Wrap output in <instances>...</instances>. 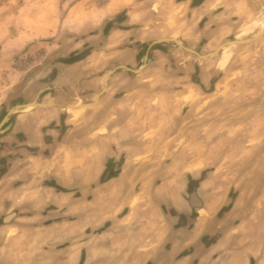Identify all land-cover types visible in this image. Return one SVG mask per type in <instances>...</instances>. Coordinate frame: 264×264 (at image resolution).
Wrapping results in <instances>:
<instances>
[{"label": "rangeland", "instance_id": "374dc122", "mask_svg": "<svg viewBox=\"0 0 264 264\" xmlns=\"http://www.w3.org/2000/svg\"><path fill=\"white\" fill-rule=\"evenodd\" d=\"M262 26L264 0H0V79L21 73L15 97L47 107L43 178L31 186L98 188L126 157L125 171L142 172L128 186L149 201L155 184L181 183L164 173L177 155L206 208L264 218V34L208 55ZM163 38L194 51L154 43ZM67 63L75 82L53 86V65Z\"/></svg>", "mask_w": 264, "mask_h": 264}, {"label": "crops", "instance_id": "0c3cea01", "mask_svg": "<svg viewBox=\"0 0 264 264\" xmlns=\"http://www.w3.org/2000/svg\"><path fill=\"white\" fill-rule=\"evenodd\" d=\"M71 65H53V86L75 82L67 75ZM21 76L0 79V113L7 104L10 109L37 102L15 97L16 87L27 80ZM45 93L39 89L37 95L44 101L51 95ZM82 103L77 106L87 105ZM41 105L37 102L29 114L28 109L12 113L0 133V264H264V218L241 219L234 204L206 208L202 198L208 194L192 183L195 177L184 171L188 160L182 156L172 155L164 169L166 178L181 183L155 184L147 191L149 201L147 196L137 201L128 186L142 172L125 171L126 157L98 188L61 193L46 188L43 179L31 186L44 172L38 149L46 141L47 107ZM107 160L114 169L115 161ZM256 228L260 235L252 231Z\"/></svg>", "mask_w": 264, "mask_h": 264}, {"label": "water", "instance_id": "95a60500", "mask_svg": "<svg viewBox=\"0 0 264 264\" xmlns=\"http://www.w3.org/2000/svg\"><path fill=\"white\" fill-rule=\"evenodd\" d=\"M262 34H264V31H259L258 33H256L254 36L252 37H249V38H245V39H238V40H231V41H227L225 43H222L220 44L217 49L214 51V52H211L209 53L208 55H213L215 54L216 52L220 51L222 49V47H224L223 45L227 44V43H236V44H241V43H247V42H250V41H253L255 40L256 38L260 37ZM166 40H169V41H172L174 43H177L178 45H181L183 46V44L177 39V38H163V39H159V40H156L154 43H158V42H162V41H166ZM184 47V46H183ZM186 48L188 51H194L192 50L191 48H188V47H184ZM208 55H205V56H202V57H206ZM124 68H127L126 66H123ZM112 73V72H111ZM110 77V73L106 76V79H108ZM33 103L35 101H32ZM27 104V103H26ZM26 104H19V105H16L14 107H12L11 109H9V111L6 113V115L4 116L3 118V121L4 120H8V118L11 116L12 114V110H19V109H24L25 108V105ZM37 104V102L35 103V105ZM2 132V129L0 127V133Z\"/></svg>", "mask_w": 264, "mask_h": 264}, {"label": "bare ground", "instance_id": "6f19581e", "mask_svg": "<svg viewBox=\"0 0 264 264\" xmlns=\"http://www.w3.org/2000/svg\"><path fill=\"white\" fill-rule=\"evenodd\" d=\"M262 29H264V26H262ZM231 41V40H230ZM229 43H227V44H225V45H228ZM225 45H223V46H225ZM34 103H27L26 105H25V108L24 109H29V108H31V107H33L34 105H33ZM15 111L16 110H12L11 112L12 113H15Z\"/></svg>", "mask_w": 264, "mask_h": 264}, {"label": "trees", "instance_id": "16d2710c", "mask_svg": "<svg viewBox=\"0 0 264 264\" xmlns=\"http://www.w3.org/2000/svg\"><path fill=\"white\" fill-rule=\"evenodd\" d=\"M78 58H74V59H71V60H69V61H75V60H77Z\"/></svg>", "mask_w": 264, "mask_h": 264}]
</instances>
